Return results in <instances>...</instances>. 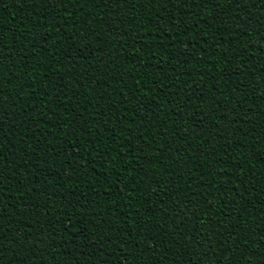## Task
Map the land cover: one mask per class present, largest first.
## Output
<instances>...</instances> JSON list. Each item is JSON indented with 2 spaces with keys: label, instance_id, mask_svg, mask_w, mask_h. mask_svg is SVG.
I'll list each match as a JSON object with an SVG mask.
<instances>
[{
  "label": "trees",
  "instance_id": "obj_1",
  "mask_svg": "<svg viewBox=\"0 0 264 264\" xmlns=\"http://www.w3.org/2000/svg\"><path fill=\"white\" fill-rule=\"evenodd\" d=\"M0 77L3 264H264V0H0Z\"/></svg>",
  "mask_w": 264,
  "mask_h": 264
},
{
  "label": "snow or ice",
  "instance_id": "obj_2",
  "mask_svg": "<svg viewBox=\"0 0 264 264\" xmlns=\"http://www.w3.org/2000/svg\"><path fill=\"white\" fill-rule=\"evenodd\" d=\"M42 2H45L49 7H55V5L57 3H61L62 0H42ZM111 2L116 3V4H123L126 3V0H111ZM226 3H228V5L230 6V2L231 0H225ZM236 3H240L241 0H235ZM177 3H183V4H187L189 8H193V9H199L201 5L208 7H219L220 6V0H177ZM254 6V3H253ZM204 22V21H202ZM179 23L177 25H174V27H178ZM150 31V29L148 30ZM5 80L0 77V91L3 90V88L5 87ZM197 91H199L197 89ZM3 133V129L0 128V134ZM121 151H123V148H121ZM65 227H67V225H65ZM26 239V237H25ZM185 243H189L188 241H185ZM7 248L6 247H2L0 246V264H3V253L7 252ZM190 264H199L198 260L196 259V257H191L190 258Z\"/></svg>",
  "mask_w": 264,
  "mask_h": 264
}]
</instances>
